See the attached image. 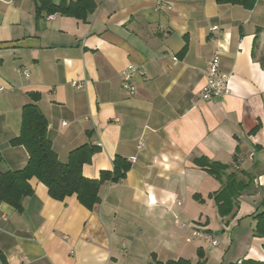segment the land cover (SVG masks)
I'll return each instance as SVG.
<instances>
[{
  "label": "crops",
  "instance_id": "0c3cea01",
  "mask_svg": "<svg viewBox=\"0 0 264 264\" xmlns=\"http://www.w3.org/2000/svg\"><path fill=\"white\" fill-rule=\"evenodd\" d=\"M39 1L0 0V172L28 161L10 141L30 94L40 96L60 162L97 147L83 177L111 172L117 156L135 161L123 180L101 186L92 209L75 196L53 200L31 179L20 211L0 204V264H264V238L254 234L264 211V0L250 10L215 0H90L83 18L38 14ZM215 54L228 93L205 101ZM129 65L142 73L134 95L121 85ZM199 158L252 175L234 217L218 216L211 195L221 183Z\"/></svg>",
  "mask_w": 264,
  "mask_h": 264
},
{
  "label": "trees",
  "instance_id": "16d2710c",
  "mask_svg": "<svg viewBox=\"0 0 264 264\" xmlns=\"http://www.w3.org/2000/svg\"><path fill=\"white\" fill-rule=\"evenodd\" d=\"M220 4L241 6L252 9L256 0H215ZM90 0L67 2L60 0H40L36 12L39 14H61L83 18L85 12L91 11ZM31 103L22 108L19 135L10 141L13 147L22 146L28 153V161L18 171L0 172V204L5 203L20 211L22 200L32 195L31 179H36L47 189L50 198L63 201L75 196L86 209H92L100 202L99 191L105 183H117L125 178L130 165L126 160L116 157L111 172H102L98 180L87 179L81 173L82 166L89 162L91 155L98 149L84 144L69 153L66 163L58 160L47 137V122L37 107L40 96L30 94ZM195 165L208 172L221 183L219 190L211 196L218 216L222 219L234 217L238 207V198L248 191L253 183L251 174L244 171H231L230 166L209 161L206 158L195 160ZM256 225L254 234L264 238V211L254 216ZM152 264H187L182 260L161 263L152 259ZM241 264H249L242 262ZM255 264V263H254ZM258 264V263H256Z\"/></svg>",
  "mask_w": 264,
  "mask_h": 264
},
{
  "label": "built area",
  "instance_id": "2783aa9c",
  "mask_svg": "<svg viewBox=\"0 0 264 264\" xmlns=\"http://www.w3.org/2000/svg\"><path fill=\"white\" fill-rule=\"evenodd\" d=\"M136 75L141 76L142 73L132 65H129L122 72L121 75L122 88L126 90L130 95H134L136 92V88L132 83V80ZM227 82H228V75H226L225 73L219 70L218 55L215 54L208 61L207 69H206V82L202 88L201 95L199 97H201L202 100L209 101L214 97H221L227 94L228 93ZM142 145L143 143L140 141L139 146L141 147ZM134 161H135L134 158H130L128 160V163L133 164ZM191 233L193 237H200L206 242L210 243V245L213 246L217 245V242L213 240V236L211 233L204 231L201 232V230H193Z\"/></svg>",
  "mask_w": 264,
  "mask_h": 264
}]
</instances>
